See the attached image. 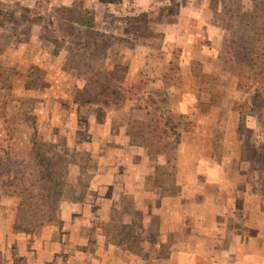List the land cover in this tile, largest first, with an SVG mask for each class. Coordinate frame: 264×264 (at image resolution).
Returning a JSON list of instances; mask_svg holds the SVG:
<instances>
[{"label": "rangeland", "instance_id": "1", "mask_svg": "<svg viewBox=\"0 0 264 264\" xmlns=\"http://www.w3.org/2000/svg\"><path fill=\"white\" fill-rule=\"evenodd\" d=\"M259 1L0 0V264H24L25 252L50 244L52 264H79L60 249H82L81 221L88 232L98 227L104 234H89L87 244L147 245L144 235L136 238L144 215L121 187L139 182L140 204L151 209L165 190L151 191L152 169L132 164L136 146L161 156L165 165L155 169V182L175 192L182 126L174 127L179 113L171 115L169 106L179 103H193L192 131L202 137L203 151L223 162L237 225L223 218L222 231H237L251 249H264V158L257 156L264 152V87L239 84L237 53L256 35L248 14ZM117 64L125 69L108 80ZM88 97L95 102H84ZM108 119L111 129L103 125ZM116 145L118 156L114 149L106 154ZM67 203L75 204L74 237L64 242ZM168 207L178 211L174 201ZM20 210L31 230L12 232ZM95 214L102 219L93 222ZM154 215L151 232L159 228ZM156 241L148 237V245ZM248 251L244 260L228 257L229 264H264Z\"/></svg>", "mask_w": 264, "mask_h": 264}, {"label": "crops", "instance_id": "2", "mask_svg": "<svg viewBox=\"0 0 264 264\" xmlns=\"http://www.w3.org/2000/svg\"><path fill=\"white\" fill-rule=\"evenodd\" d=\"M149 7L143 8V10L149 12L151 8ZM189 11L196 12L197 9L191 7ZM198 11L201 13L203 9L200 8ZM169 108L171 112L187 115L192 113L195 107L193 103L190 107L179 103L178 105L171 104ZM113 124L114 122L111 119L103 122V125H107L110 129L113 127ZM116 125L117 132L112 138L117 144L120 136V125L118 123ZM200 140H202V137L192 130L180 134L177 148L179 164L173 175L175 177L173 185L176 190L173 193L166 192L167 187H165V184L155 182V169H161L165 165L164 161L161 160V156L159 155L157 159L152 158V156L146 153L145 149L132 146L134 148L130 151L134 155L132 156V164L138 165V169H152L149 173L150 190L161 191V189H165L160 192L159 203L151 209L147 203L140 204L139 196L141 189L139 182L131 181V187L125 186L127 189L124 186L121 187L123 193L134 196L133 207L135 210L141 209L144 215L142 219L138 220L141 229L137 232L136 238H141L139 236L144 235L147 245L136 249L126 244L109 246L100 244L99 239L104 238V234L100 229L98 227L90 228V233L88 232L90 230L86 222L81 221L85 231L83 233L77 231V235L79 239L85 241V243H81L84 244L82 245V249L80 247L79 252L62 251L60 249V252H65L67 256L70 255L68 258L71 260L77 259L80 262L79 264H229L228 257L233 255L240 258L241 255L242 260H244L250 254L248 250L254 251L255 256L258 255L264 259V249L262 246L251 249L250 246L246 245L239 232L234 231L232 235L228 231H222L223 225L220 221L223 218L226 219L230 216L234 226L237 225L235 220L236 209L233 207L232 201L225 198L229 187L224 184L221 174L223 172V162L218 163L209 154H206L203 151ZM113 149L115 150L114 154L116 153L118 156V151L121 149L117 145L114 147L110 146L106 154L111 153ZM192 157H197V160H192ZM112 165L113 163L111 167ZM114 169H116L115 166ZM181 171L185 173V177ZM211 171L216 172L217 176H212L213 173L211 174ZM151 194L153 195V192ZM173 201L176 203V207H178L176 214L168 207L169 203ZM119 202L118 199H112L111 206H119ZM86 203V200L80 202L78 208L82 204L86 205ZM66 205H68V210L64 211L63 216L66 224L68 223L66 229L69 233L64 234V242H68L66 237L70 233L74 237V232L71 231L74 225H72L74 213H72L71 208L75 204L67 203ZM152 215L157 217L156 220L159 225L158 231L154 230V232L148 231V228L152 224ZM83 217V214L79 215V219ZM130 218L129 216L128 222H133ZM94 219L93 222H96L97 219H102V216L95 214ZM10 230L14 231L13 222L10 225ZM89 234L99 239H96L95 243L90 244L88 242L87 244ZM149 236L157 237L154 246L148 245ZM234 240H237L238 243L243 242V246H234ZM43 249L34 246V249L32 247L29 252L25 253L24 249H21L25 257L24 264H52L55 257L54 245H47L45 250ZM236 263L247 264L246 261H238Z\"/></svg>", "mask_w": 264, "mask_h": 264}, {"label": "trees", "instance_id": "3", "mask_svg": "<svg viewBox=\"0 0 264 264\" xmlns=\"http://www.w3.org/2000/svg\"><path fill=\"white\" fill-rule=\"evenodd\" d=\"M248 15L256 20L258 28L254 38L250 39V41L248 42L249 47H244L237 51V53L241 56V59L239 60V84L243 85L249 80H253L254 82L264 87V0H260L258 3H256L255 6H253V8L250 10ZM250 46H252V48ZM118 69H125V67L119 64L114 65L113 69L109 72L108 80L112 79ZM112 93H116V91H112ZM94 98L95 97H88L84 100V102H95ZM169 113H171L172 115L171 111H169ZM177 118L179 120L176 122L174 127L178 128L180 127V124L182 126V128H178V136H180L182 132L192 130L191 127L193 125V122L187 118V115L178 114ZM257 156H261L264 158V152L258 154ZM21 206L23 208V202H20V207ZM23 210L24 209H22V211ZM19 212L21 213V210L18 211V214L15 217L13 230L30 231L31 229L27 228L26 225H23L25 223H23ZM40 224H43V222H41Z\"/></svg>", "mask_w": 264, "mask_h": 264}]
</instances>
